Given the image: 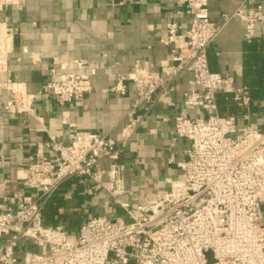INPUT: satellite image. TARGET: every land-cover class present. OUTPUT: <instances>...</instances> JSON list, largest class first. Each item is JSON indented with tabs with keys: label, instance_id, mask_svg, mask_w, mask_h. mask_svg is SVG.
<instances>
[{
	"label": "built area",
	"instance_id": "2783aa9c",
	"mask_svg": "<svg viewBox=\"0 0 264 264\" xmlns=\"http://www.w3.org/2000/svg\"><path fill=\"white\" fill-rule=\"evenodd\" d=\"M183 2L188 26L167 21L160 39L169 47L170 61L160 63V72L136 64L110 87L125 96L130 81L136 91L119 138L95 131H78L64 142L51 138L53 155L26 163L24 184L36 193L26 197L15 191L6 197L12 204H0V264H209L208 251L212 264H264V131L239 126L235 115L219 113V93L239 107H248L251 96L228 73L209 67L208 47L223 25L211 20L208 0ZM233 14L245 22L248 41L264 23L260 1L246 10L239 5ZM12 44L11 33L0 36V85L7 93L0 110L34 116L35 94L1 76ZM82 66L81 60L60 62L50 69L42 91L60 105L80 101L92 89L90 74L82 72ZM182 71L191 73L182 106L205 113L192 117L180 111L173 116V137L187 139L189 148L169 189L143 204L119 202L120 215L89 216L75 233L44 224V202L69 177L100 185L113 196L124 192L118 160L139 121L137 108L152 103L154 94L165 91ZM104 160L110 165L102 167ZM29 243L40 252L25 250Z\"/></svg>",
	"mask_w": 264,
	"mask_h": 264
},
{
	"label": "crops",
	"instance_id": "0c3cea01",
	"mask_svg": "<svg viewBox=\"0 0 264 264\" xmlns=\"http://www.w3.org/2000/svg\"><path fill=\"white\" fill-rule=\"evenodd\" d=\"M257 1L264 12V0H208L211 20L223 25L208 47V63L212 71L228 73L251 96L248 107H239L219 93V113L235 115L239 126L264 131V23L256 26L255 37L248 41L245 22L233 14L239 5L246 10ZM184 10L183 0H0V36L11 33L13 43L1 76L23 83L35 94L34 116L17 117L0 110L1 205L12 204L6 197L15 191L26 197L36 193L24 184L26 163L53 155L51 138L68 141L78 131L119 138L136 91L130 81L125 96L110 87L136 64L160 72V63L171 59L169 47L160 42L165 23L176 20L186 28L189 19ZM65 60L83 62L81 71L90 74L92 89L80 101L60 105L42 89L50 69ZM190 78L189 71H182L165 91L154 94L152 103L137 108L139 121L118 160L124 192L113 196L100 185L69 177L44 202L43 223L75 233L89 216L120 215L119 202L143 204L169 189L189 148L187 139L173 137V116L180 111L192 117L205 113L182 106ZM6 98L0 85L1 103ZM109 165V160L101 163Z\"/></svg>",
	"mask_w": 264,
	"mask_h": 264
},
{
	"label": "rangeland",
	"instance_id": "374dc122",
	"mask_svg": "<svg viewBox=\"0 0 264 264\" xmlns=\"http://www.w3.org/2000/svg\"><path fill=\"white\" fill-rule=\"evenodd\" d=\"M24 249L25 250H29L31 252H40L38 246L33 245L32 243H29V245L25 246ZM17 255H19V257L22 258L23 257V252L22 251L20 252V250H19V251H17Z\"/></svg>",
	"mask_w": 264,
	"mask_h": 264
},
{
	"label": "water",
	"instance_id": "95a60500",
	"mask_svg": "<svg viewBox=\"0 0 264 264\" xmlns=\"http://www.w3.org/2000/svg\"><path fill=\"white\" fill-rule=\"evenodd\" d=\"M207 255V258H208V261H209V264H212L213 263V258H212V253L210 251H208L206 253Z\"/></svg>",
	"mask_w": 264,
	"mask_h": 264
}]
</instances>
